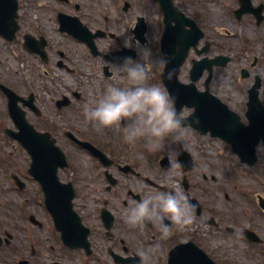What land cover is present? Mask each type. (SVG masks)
<instances>
[{
    "label": "rangeland",
    "instance_id": "374dc122",
    "mask_svg": "<svg viewBox=\"0 0 264 264\" xmlns=\"http://www.w3.org/2000/svg\"><path fill=\"white\" fill-rule=\"evenodd\" d=\"M21 5H29L28 0L21 1ZM204 5L206 11L204 23L208 32L206 34L217 41L216 45L218 42L221 43V47L214 48L211 54L222 53L233 57L232 63L225 69L215 73L211 90L247 122L245 117L247 109L243 101L245 95L233 92V89H235V85L238 88H244L248 83L240 77V69L241 67H249L255 55L254 50L250 47L253 42H255L256 53L264 56V45L261 42V37H264V28H257L255 25L247 23L246 20L241 24L235 23L229 13L235 8L236 0H205ZM148 6L151 7L150 4ZM53 28L55 29L54 24L51 25L50 29ZM155 28L156 23L152 25L150 32ZM56 30L57 37L60 39L61 35L57 27ZM240 32L241 34L243 32L250 41V46L244 50L241 49L243 37ZM152 47L154 50L159 48L156 44ZM15 48L29 68L36 66V72L31 73L32 78H29L32 86H48L56 91L64 92L66 86L75 87L77 85L76 77L65 75L57 67H53L52 70L48 68L50 74L44 76L43 70L45 68L38 60L29 56L21 47ZM193 57L196 58V55H193ZM22 67L23 65L14 58L12 52L5 45H0L1 81L13 88L18 86L21 94L25 91V86L19 75L27 78L28 81L27 73ZM190 69L191 62L189 61L180 76L182 82H190ZM160 75L161 72L154 69L151 77L152 82H161ZM261 75L264 76V68ZM205 78L197 83L200 89H204ZM109 81L102 75L93 80L90 79L87 82L85 102L79 103L77 107L83 109L86 103L95 100L102 92L99 90L101 86L107 85ZM115 81L117 84L124 85V81ZM230 97L233 101L230 100ZM184 111H187V116L192 113L190 109H184ZM7 118L8 116L4 118L3 125L12 127V123L9 119L6 120ZM86 123L82 128L88 134V138L95 139L94 135L102 138L105 143L101 142L102 139L100 142L104 147L108 148V146L114 145V148L120 152V156H124L125 161L133 160L138 164L139 169L137 171L140 177L137 185L143 189L144 194L152 189L163 191H169L170 188L174 191L179 189L187 193L190 198H195L204 204L205 213L200 217L195 215L193 222L190 224V231L194 234H200V236H196L209 249L222 247L223 254L220 256L222 264H264V251L248 248V245L242 239V231L246 228L255 229L264 239V218L258 217L261 211L254 205V201L257 202L258 196L264 197V148L262 145L259 149L257 147L258 162L255 166L250 167L240 162L238 156L232 152L231 147L226 142L213 139L209 135L200 136L195 130L191 129L183 148L191 155L195 165L191 171L183 173L181 166L179 168L173 166V160H178V156L170 158L164 150L148 151L140 147L142 142L132 145L111 129L97 131L93 128L97 132L93 134L91 125L88 122ZM102 132H104V135H102ZM60 143L68 152L71 164V170L62 172L60 177L63 181L70 180L73 182L77 191L75 201L82 205L85 201H110L114 195L112 193L108 194L105 190L106 180L101 168L91 160L90 156L73 148L65 139ZM176 148L179 151L178 145H176ZM141 153L143 154L141 155ZM159 157H167L170 160L171 168L169 170L162 171L156 166V159ZM29 165L30 159L26 151L1 131L0 234L11 233L14 238L10 246H5L0 251V264H17L19 260L26 258H29L31 264H43V262L46 264L48 259L60 257L56 247L57 243L52 238L48 227H45L44 230L43 228L42 230L35 228L38 231L35 232L32 238L33 241H28L29 238L22 231L24 228L28 229L29 227L23 217L24 212L43 213V209L38 203V201H43V194L40 187L27 175L26 168ZM73 167L76 169L79 167V172H74ZM12 174L19 175L24 180L27 185L26 189L20 190L15 186L11 178ZM184 176L188 178L190 183L188 190L182 186ZM146 178H149L152 182H145ZM124 183L131 186L132 181L128 180L126 182L123 180L121 185L124 186ZM133 189L138 190L137 188ZM125 193L126 190L120 193L122 199L125 198ZM88 217V222L95 226V239H97L100 231L97 227L98 215L92 212ZM119 218V220H124L122 209ZM212 219L218 222L219 227L211 223ZM228 227L235 229L234 234L227 232ZM124 234L131 237L129 233ZM147 236L149 235L147 234ZM32 243L36 247V254L33 259L31 258L32 248L30 245ZM96 255L113 264L106 252L102 253L100 250H96ZM68 257L71 260L74 259L71 255H68ZM148 263L153 264L152 260H148ZM86 264L99 263L90 262Z\"/></svg>",
    "mask_w": 264,
    "mask_h": 264
},
{
    "label": "flooded vegetation",
    "instance_id": "af4514ba",
    "mask_svg": "<svg viewBox=\"0 0 264 264\" xmlns=\"http://www.w3.org/2000/svg\"><path fill=\"white\" fill-rule=\"evenodd\" d=\"M21 1L23 0H20V4ZM171 1L177 9L181 10L190 20L196 23L203 32L206 31L204 23L206 17L205 0ZM127 3H130L129 7ZM28 4L27 6H21L19 18L21 28L17 34V39L10 45L2 39L0 40L8 45L7 49L9 51L17 54L18 62L23 65L22 69H25L27 75L32 78L31 73L34 74L36 72V66L34 65L32 68H29L28 64L23 61V57L19 51L15 48L21 47L25 51V38L27 35L32 36L28 39L30 49L41 53L45 52V60L36 54L25 52L43 65L45 68L43 75L48 76L50 74L49 70L57 67L65 75L76 77L77 85L75 87L66 86L64 92H59L48 86H32L29 82L28 85L24 77L19 75L25 86L23 94L18 90V86L10 88L21 97L20 105L23 106L22 108L26 112L29 123L33 125L36 131L49 133L69 158L68 152L65 151L64 146L60 143L65 138L69 145L80 152L81 150L76 142L67 135V132L72 133L81 140L88 136L82 128L87 124L83 116V109L77 107L79 103L85 102L86 89L88 87L87 82L102 75L105 79L110 80L108 83H116L112 78L114 70L110 66V61L125 55H136V53L132 54L130 49L123 48V37H120L121 28L134 31L138 36L137 25L140 24V19L144 18L145 32L150 33L152 25L156 23L155 30L159 32V42H161L165 28L164 15L157 0H28ZM149 4L151 7L148 6ZM252 4L253 7H250L249 11L254 10V12L242 14L240 20L236 19L235 12H233V16L231 17L237 24H241L246 20L247 23L255 25L257 28H264V21L261 27L257 24L260 8L264 16V0H252ZM239 7L240 0H236L235 9ZM182 19L178 13H175L172 20L173 25L179 26L182 23ZM78 22L88 30L87 32L85 31L87 34L85 38L77 37L73 31L79 30L77 28ZM193 22L190 21L191 24L195 25ZM52 24L55 25V29H50ZM56 27H59L60 39L57 37ZM187 29H191V26L189 25ZM98 31H102L105 35L94 38L93 34H98ZM139 38L141 41H144L143 37ZM263 38L261 37V39ZM92 40L99 52L97 55L92 52L90 46ZM205 40L210 41V38L207 39V34ZM211 44L212 47L215 45L214 40H211ZM251 46L252 48H256L255 42ZM117 48L120 50H117ZM254 60V72L250 73L248 78L250 82L243 91L248 97L250 88L257 85L260 81L259 97L264 104V76L261 75L263 73L264 60L258 56H255ZM119 85L124 86L123 84ZM105 87L106 85H102L99 90L103 91ZM236 90L233 92L241 93ZM0 100L6 105L7 98L2 90H0ZM230 100L233 101L232 98ZM26 102H29V104H26ZM2 115L4 113H2L0 106V120H2ZM92 133L95 134L94 132ZM102 135H104V132H102ZM94 138H89L90 142L105 151L113 161L109 171L119 179L118 184L110 191L114 196L110 201H102V204L101 201H85L84 205H82L78 204V201H73L75 213L80 215L85 225L91 229V255L86 256L82 248L72 249L64 245L61 241V234L57 230H54V233L60 240L62 257L59 261L48 259L46 264H82L84 255L89 257V261L93 263L96 250H100L102 253L106 252V255L111 258L113 264H117L114 253L123 259H127V264H149L148 260H152L153 264H169L170 260H172V264L204 263V255L201 252H197L195 247L186 246L189 243H195L216 264H222L220 259V256L223 254L222 247L209 249L197 237L200 234H194V232L190 231V224L184 227L173 224L169 234L165 237L161 235L159 228L151 223H146L141 227L131 226L125 220H119L121 209L125 206H130L134 199H139L145 195L143 189L137 185L138 178L140 177L137 171L139 167L133 160L125 161L124 156H120V152L114 148V145L106 148L103 144H99L101 142L105 143L102 138L97 136H94ZM95 161L101 170L106 171L97 159ZM68 169L71 170V167ZM72 170L79 172V167L78 169L73 167ZM123 180L126 182L128 180L132 181L131 186L128 183H124V186H122ZM146 181L149 180L146 179ZM131 188H137L138 190H132ZM125 189L128 197L122 199L120 193ZM199 202L201 206L200 213H197V216L200 217L205 213V206L201 201ZM106 207L114 215L113 228L109 232H105L102 228L104 220L101 214L102 210ZM92 212H95L99 216L100 228L102 229L97 239H95V226L88 222V216ZM41 215L51 219L48 210H46V213L37 214V216L34 213H29L27 214V219L32 225L41 228L42 225L35 221ZM72 228L74 227L72 226ZM36 231L34 229L29 230L27 235L33 237L31 233H35ZM124 233L131 234V237ZM13 238L12 236L10 245ZM156 244L159 247L152 256L147 259L141 256V249L149 248ZM31 247H33L31 254V258L33 259L36 254L34 244H31ZM68 255H71L74 259L71 260ZM29 262L31 264V261ZM106 264L110 263L106 261Z\"/></svg>",
    "mask_w": 264,
    "mask_h": 264
},
{
    "label": "clouds",
    "instance_id": "9594fccd",
    "mask_svg": "<svg viewBox=\"0 0 264 264\" xmlns=\"http://www.w3.org/2000/svg\"><path fill=\"white\" fill-rule=\"evenodd\" d=\"M123 48L136 55H125L110 61L114 80L124 81V86L108 83L99 96L83 107L84 119L97 131L114 130L123 140L148 151L164 150L170 158L179 155L176 145H183L192 126L184 119L187 111L176 107V97L163 82H152L154 69L162 73V80L171 81L175 68L169 67L173 55L162 48H154L160 40L159 32L153 29L144 33V41L134 31L121 28ZM117 50H120L117 48ZM264 141L258 143V149ZM143 153H141L142 155ZM179 168L181 162L173 160ZM197 205L182 190L175 192L152 189L141 198L134 199L122 209V216L131 226L143 227L151 223L167 236L173 226L184 227L195 218ZM170 222V223H168ZM159 245L141 249L145 259L152 256Z\"/></svg>",
    "mask_w": 264,
    "mask_h": 264
},
{
    "label": "water",
    "instance_id": "95a60500",
    "mask_svg": "<svg viewBox=\"0 0 264 264\" xmlns=\"http://www.w3.org/2000/svg\"><path fill=\"white\" fill-rule=\"evenodd\" d=\"M18 3L16 0H0V35L8 40H12L18 29L17 14ZM173 45L168 44L171 48ZM172 59L169 67L176 68ZM193 78V77H192ZM198 78H193V80ZM166 86L172 95L176 97V104L180 110L183 103H188L195 107V113L188 119V122L195 118L199 119V124L193 125L200 133L206 134L212 132L213 136H220L232 143L234 150L240 154L243 161H248L251 164L256 162V145L262 139L264 141V112H261L254 106H249L248 117L250 125L244 126L240 122V118L230 112L229 108L220 102L217 98L205 92L199 95L196 88L191 85H185L178 81V69L175 70L174 78L169 82L164 80ZM199 103V104H198ZM23 137L26 139L27 134ZM51 144V146H50ZM44 144L45 151H38L36 154L35 174L43 177L42 185L46 193V201H51L49 204L53 207L55 221L59 227L65 220L61 217L63 208L59 202L54 201H72L74 196L71 188L58 187L54 183L57 169H53L54 153L53 142ZM89 146L87 143H83ZM90 149L95 153L98 150L90 146ZM101 157H104L99 153ZM46 155L49 157L46 160ZM65 166V163L64 165ZM49 167L48 170H45ZM45 184V185H44Z\"/></svg>",
    "mask_w": 264,
    "mask_h": 264
}]
</instances>
